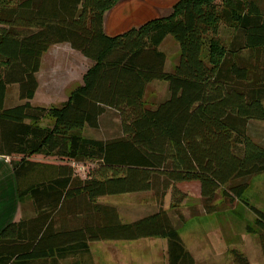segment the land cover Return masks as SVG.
<instances>
[{
  "label": "trees",
  "instance_id": "obj_1",
  "mask_svg": "<svg viewBox=\"0 0 264 264\" xmlns=\"http://www.w3.org/2000/svg\"><path fill=\"white\" fill-rule=\"evenodd\" d=\"M118 1L0 0V156L11 159L18 198L30 200L33 213L0 232V264H93L88 243L146 238L166 241L168 264H195L161 208L124 224L96 200L151 192L160 204L175 184L196 181L210 203L231 181L264 172V147L247 134L248 121H264V14L246 0H227L233 6L223 9L215 0H178L169 16L108 37L103 16ZM232 19L226 48L215 35L220 20ZM167 36L180 53L172 72L158 50ZM62 43L93 66L61 107L31 106L41 57ZM153 81L167 84L168 98L147 109ZM10 85L21 103L6 108ZM106 107L118 113L121 135L82 136ZM46 117L53 124L40 127ZM69 163L97 167L82 180ZM247 188L222 196L240 199ZM251 210L264 233V213Z\"/></svg>",
  "mask_w": 264,
  "mask_h": 264
},
{
  "label": "rangeland",
  "instance_id": "obj_2",
  "mask_svg": "<svg viewBox=\"0 0 264 264\" xmlns=\"http://www.w3.org/2000/svg\"><path fill=\"white\" fill-rule=\"evenodd\" d=\"M226 1L214 2L223 9L231 5ZM246 1L253 2L260 13L264 14V0ZM232 21L226 23L225 20H220L218 33L215 35V39L226 48L234 36L233 28L238 23L235 19ZM209 38L210 35L206 37L203 46L205 57L209 49ZM162 51L167 55V67H173L171 70L173 71L176 66L173 65L176 59L179 60L180 53L178 44L171 36L163 43ZM159 86L163 88L162 84ZM152 93L150 89L145 94L144 106L147 109L159 104H153L150 100ZM166 93L168 96V91ZM17 95V85L7 87L6 107L19 103ZM52 123L53 119L46 117L38 125L47 127ZM247 134L251 140L264 147V121H248ZM82 166L75 165V170L84 177L97 167V163ZM238 185H248L240 199H234L230 195L222 196L223 190L228 194L229 188ZM98 202L115 208L124 224L154 214L161 208L172 227L177 230L195 264H236L231 251L244 256L248 264H264V233H258L254 225L255 215L251 210L255 208L264 213V172L231 181L216 191L210 203L201 197L200 185L196 181L175 184L160 204L156 202L151 192L104 196L98 199ZM208 206L213 207L214 212L208 213L206 210ZM248 226L256 233H248ZM89 249L93 264H168L166 241L160 238L138 239L127 243L100 241L90 244Z\"/></svg>",
  "mask_w": 264,
  "mask_h": 264
},
{
  "label": "crops",
  "instance_id": "obj_3",
  "mask_svg": "<svg viewBox=\"0 0 264 264\" xmlns=\"http://www.w3.org/2000/svg\"><path fill=\"white\" fill-rule=\"evenodd\" d=\"M177 1L119 0L110 10L104 13L103 31L108 37H114L132 28L137 29L148 20L167 17L172 13V6ZM167 37L164 38L158 50L165 56L164 71L172 72L173 67H167V55L162 51V45ZM177 60L173 66L177 65ZM92 66L93 62L91 60L73 50L66 43L51 46L41 57L40 67L35 75L38 87L33 98L29 101L30 105L43 108H51V106L55 108L61 107L62 104L68 101L70 94L77 87L81 86L84 74ZM160 84L163 85V88L159 86ZM150 89L153 91L150 95V100L153 104L161 103L168 98L166 93L168 91L167 84L153 81L145 87L143 102H145V94ZM20 103L19 101L18 104ZM4 106L6 107L5 100ZM81 133L85 138L93 140H106L119 137L121 135V128L118 113L114 109L106 107L104 113L98 118L97 128L84 127ZM89 135H93V137ZM36 160L34 159V161ZM68 165L75 168L76 164L69 163ZM82 165L80 164L79 166ZM76 172L77 170H75ZM76 174L80 179L86 177H82L78 173ZM98 199L96 202L102 204L98 202ZM32 216L30 200L27 198L20 200L18 198L11 159L0 156V232L9 223H16ZM112 242L127 243L129 241ZM92 243H88V248Z\"/></svg>",
  "mask_w": 264,
  "mask_h": 264
}]
</instances>
